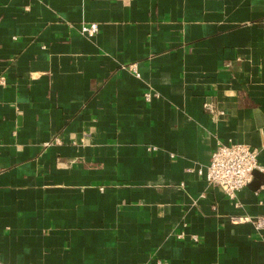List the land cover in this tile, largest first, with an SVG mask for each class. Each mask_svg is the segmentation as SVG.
I'll use <instances>...</instances> for the list:
<instances>
[{
    "label": "crops",
    "instance_id": "crops-1",
    "mask_svg": "<svg viewBox=\"0 0 264 264\" xmlns=\"http://www.w3.org/2000/svg\"><path fill=\"white\" fill-rule=\"evenodd\" d=\"M231 140L264 166V0H0L6 264H264Z\"/></svg>",
    "mask_w": 264,
    "mask_h": 264
},
{
    "label": "built area",
    "instance_id": "built-area-1",
    "mask_svg": "<svg viewBox=\"0 0 264 264\" xmlns=\"http://www.w3.org/2000/svg\"><path fill=\"white\" fill-rule=\"evenodd\" d=\"M80 31L93 36L99 31V24L82 23ZM150 95L146 94L148 98ZM254 170L264 173V166L258 161L256 148L240 141L231 140L228 143L219 141L211 154L205 176L209 184L219 186L229 198L237 200L238 192L250 183ZM235 204L239 205L240 202L237 200ZM232 219L240 221L243 218L233 216ZM253 221L257 227L264 226V215L253 218ZM0 264L6 263L0 260ZM158 264L164 263L159 260Z\"/></svg>",
    "mask_w": 264,
    "mask_h": 264
},
{
    "label": "water",
    "instance_id": "water-1",
    "mask_svg": "<svg viewBox=\"0 0 264 264\" xmlns=\"http://www.w3.org/2000/svg\"><path fill=\"white\" fill-rule=\"evenodd\" d=\"M253 175L255 177V180L252 182L253 184L251 183V186L256 189L264 183V173L259 170H254Z\"/></svg>",
    "mask_w": 264,
    "mask_h": 264
}]
</instances>
